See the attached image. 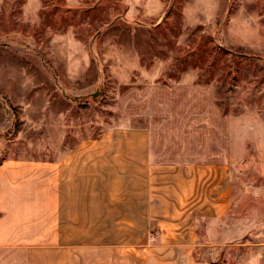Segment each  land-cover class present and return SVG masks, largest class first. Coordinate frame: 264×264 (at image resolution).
I'll return each instance as SVG.
<instances>
[{
  "label": "rangeland",
  "instance_id": "rangeland-1",
  "mask_svg": "<svg viewBox=\"0 0 264 264\" xmlns=\"http://www.w3.org/2000/svg\"><path fill=\"white\" fill-rule=\"evenodd\" d=\"M180 83L209 86L230 150L228 214L198 223L192 257L264 262V0H0V163L55 159ZM166 255L155 234L75 264Z\"/></svg>",
  "mask_w": 264,
  "mask_h": 264
},
{
  "label": "crops",
  "instance_id": "crops-1",
  "mask_svg": "<svg viewBox=\"0 0 264 264\" xmlns=\"http://www.w3.org/2000/svg\"><path fill=\"white\" fill-rule=\"evenodd\" d=\"M129 108L55 159L0 163V264H75L84 249L155 234L166 264H230L192 257L198 223L221 220L231 203L229 138L211 89L156 85L142 111ZM144 114L149 124L135 125Z\"/></svg>",
  "mask_w": 264,
  "mask_h": 264
},
{
  "label": "water",
  "instance_id": "water-1",
  "mask_svg": "<svg viewBox=\"0 0 264 264\" xmlns=\"http://www.w3.org/2000/svg\"><path fill=\"white\" fill-rule=\"evenodd\" d=\"M92 97L94 98V97H95V95H92Z\"/></svg>",
  "mask_w": 264,
  "mask_h": 264
}]
</instances>
